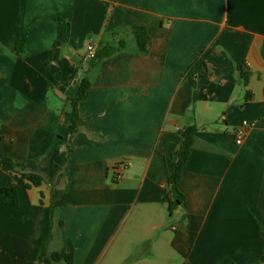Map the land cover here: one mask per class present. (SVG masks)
Masks as SVG:
<instances>
[{"label": "crops", "instance_id": "obj_1", "mask_svg": "<svg viewBox=\"0 0 264 264\" xmlns=\"http://www.w3.org/2000/svg\"><path fill=\"white\" fill-rule=\"evenodd\" d=\"M120 42L97 65L86 58L91 43ZM243 122L253 126L237 145ZM188 126L184 201L170 214ZM0 134V190L18 195L0 199V264L45 249L73 250L72 264H264V0H0ZM30 173L44 183L27 187Z\"/></svg>", "mask_w": 264, "mask_h": 264}, {"label": "trees", "instance_id": "obj_2", "mask_svg": "<svg viewBox=\"0 0 264 264\" xmlns=\"http://www.w3.org/2000/svg\"><path fill=\"white\" fill-rule=\"evenodd\" d=\"M133 34L137 43V50L140 54H146L149 51V41L150 36L147 31V28L144 26H136L133 28ZM59 37L60 40L57 41V45H62L63 43H66L68 40V24L64 21L60 20L59 23ZM27 38V32H23L21 37L18 40L17 47L19 50H23L25 46ZM124 47V42H120L118 47H113L109 45L101 46L96 51L95 58L92 60L94 65H97L100 61H102L105 58L110 57L115 52L119 51L121 48ZM199 74L197 68L193 66L191 70L188 73V80L191 82L193 89H194V97H196V90L198 83L195 79V75ZM243 80L245 83L248 81V75L243 74ZM90 88V81L86 76H83L82 79L77 84V95L72 100V106L73 109L77 112L75 119L73 120L71 124V130L72 133L76 130V123L78 121V107L79 103L85 99L87 96L88 90ZM196 127L195 126H188L183 132V144L178 152V157L176 162L174 163V166L169 173L168 176V185H169V194L167 198V204H168V211L170 214L173 213V211L178 207V205L182 204L184 201V196L180 193L178 189V184L181 180L183 169L187 163V160L189 158V155L191 153V150L193 149L196 141ZM3 137L0 134V143L2 142ZM2 155L0 154V161H1ZM1 166V163H0ZM24 179L27 181V187H40L44 183V179L42 176H39L34 173L30 174H24ZM0 199L3 202L11 201L14 204L18 203V195L15 187L9 186L6 188H3L0 190ZM56 214V208L54 205L49 206V216L50 220L53 223V220L55 218ZM51 223V224H52ZM60 226H62V223H60ZM52 229V227H51ZM45 257H49L53 262H64L66 264H72L73 262V250L71 252H66L65 250L61 251H54V252H48L46 249L43 250L40 259L38 262H31L28 264H43V260ZM132 262V258L127 261L128 264Z\"/></svg>", "mask_w": 264, "mask_h": 264}, {"label": "built area", "instance_id": "obj_3", "mask_svg": "<svg viewBox=\"0 0 264 264\" xmlns=\"http://www.w3.org/2000/svg\"><path fill=\"white\" fill-rule=\"evenodd\" d=\"M96 55V47L93 43L89 44L87 47V55L86 58L89 61H92L95 58ZM253 126V124H250L249 122H243L242 126L238 128L235 131V141L237 145H241L244 141V136H245V127ZM129 167V163L123 162L118 164L115 168V174L116 178L119 179L122 176V172L125 171Z\"/></svg>", "mask_w": 264, "mask_h": 264}, {"label": "water", "instance_id": "obj_4", "mask_svg": "<svg viewBox=\"0 0 264 264\" xmlns=\"http://www.w3.org/2000/svg\"><path fill=\"white\" fill-rule=\"evenodd\" d=\"M77 78H78V76H77Z\"/></svg>", "mask_w": 264, "mask_h": 264}]
</instances>
